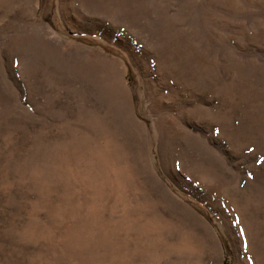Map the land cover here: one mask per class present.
<instances>
[{
	"label": "rangeland",
	"instance_id": "rangeland-1",
	"mask_svg": "<svg viewBox=\"0 0 264 264\" xmlns=\"http://www.w3.org/2000/svg\"><path fill=\"white\" fill-rule=\"evenodd\" d=\"M0 264H264V0H0Z\"/></svg>",
	"mask_w": 264,
	"mask_h": 264
}]
</instances>
